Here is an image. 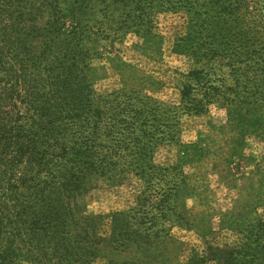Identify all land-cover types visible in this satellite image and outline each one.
<instances>
[{
	"label": "trees",
	"instance_id": "obj_1",
	"mask_svg": "<svg viewBox=\"0 0 264 264\" xmlns=\"http://www.w3.org/2000/svg\"><path fill=\"white\" fill-rule=\"evenodd\" d=\"M166 12L187 17L172 50L193 61L180 104L96 93L103 43L149 35ZM212 104L239 119L264 110V0H0V264H177L170 230L191 227L178 207L186 182L154 153L177 141L181 115ZM129 176L142 182L136 203L102 237L83 201ZM240 226L237 247L187 264H264V220Z\"/></svg>",
	"mask_w": 264,
	"mask_h": 264
},
{
	"label": "rangeland",
	"instance_id": "obj_2",
	"mask_svg": "<svg viewBox=\"0 0 264 264\" xmlns=\"http://www.w3.org/2000/svg\"><path fill=\"white\" fill-rule=\"evenodd\" d=\"M153 21L149 35L128 34L121 41L103 43L91 63L96 93L136 88L166 104H180L182 75L193 61L172 50L176 38L185 34L187 17L183 12H166ZM245 109L248 114L241 119L236 116L239 109L227 115L217 104L210 105L205 115H181L177 141L154 153L155 164H181L186 182L178 207L191 227L170 230L179 246L177 264H187L193 252L205 255L208 247H237L235 228L244 220H264V110L241 111ZM141 189L142 182L129 176L117 186L99 182L87 195L86 212L101 216L102 237L109 236L110 214L133 207Z\"/></svg>",
	"mask_w": 264,
	"mask_h": 264
}]
</instances>
